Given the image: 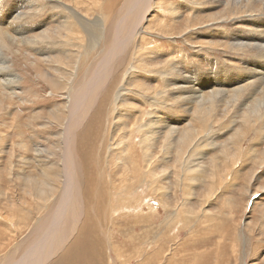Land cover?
<instances>
[{"label":"bare ground","instance_id":"obj_1","mask_svg":"<svg viewBox=\"0 0 264 264\" xmlns=\"http://www.w3.org/2000/svg\"><path fill=\"white\" fill-rule=\"evenodd\" d=\"M47 1L54 5L53 1L61 3L58 13L51 14L45 23L53 24V27L35 32L31 37L28 32L40 29L43 23L28 24V20L34 19L44 7L40 0H21L11 8L13 11L0 3V90L3 91L0 111L4 105L12 104L22 86L14 58L9 60L3 52L5 49L17 57L20 43L31 53L24 58L29 60L28 57L33 56L35 72L43 82L48 83L51 91L68 92L67 106L53 117L48 115L51 121H58L62 131L56 139L49 141V148L36 145L37 173L32 171V175L21 177V191L27 197L24 204L31 201L34 207L32 205L30 210L25 211L23 206H17L20 219L29 220L30 213L35 211L42 214L43 220L39 219L32 230L34 237L25 254L17 260L13 258L15 253L12 250L11 254L9 252L0 257L1 263L47 264L69 245V239L75 232L80 233L83 228L87 231L90 222L95 223L96 215L106 213L105 208L100 211L95 209L100 201V192L92 181L94 164L101 167L97 169L100 175L117 170L118 184L122 186L119 194L129 190V217L145 218L139 214L142 213L138 209L140 200L134 190L147 188L165 208L170 207L166 201L169 188L165 185L168 173L159 169L176 147V183L182 189L184 187L183 196H189L190 182H194L204 170L203 167L200 169L197 161L205 158L203 156L208 153L204 152L217 146V138L228 134L230 124L241 121L240 129L237 128L228 139L229 143L224 144L221 157L211 159V189L199 198L198 211L215 218V214L205 207V199L217 183L224 182L226 174L240 172L241 168H236L234 164L242 158L247 134L254 132L259 137L264 136V0H194L193 3L182 0L175 6L167 0H160L157 6L158 0ZM210 4L215 9L217 4L223 5L222 13L200 20V13ZM157 7L164 11L159 27L155 19L149 18L153 12L156 13ZM185 9H188V15L185 14V21L181 24L179 18ZM238 19L243 26L251 25L253 28L244 27L227 33L210 29L213 25ZM206 28L209 31L204 33ZM153 32L166 35L175 43L186 41L195 49L199 48V52L220 45V49L226 52L248 56L247 59H240L248 65L242 67L228 63L226 65L231 68L243 71L222 70L221 67L211 68L204 74L202 68H194L193 60L190 63V59L175 44L170 49L161 44L156 46L158 42ZM215 34H220L224 40H207L208 35ZM197 36L204 38V43H196ZM177 53H181L183 59L176 62ZM199 55L206 56L203 53ZM180 65L183 70L178 68ZM217 65L213 62L210 66ZM164 102L173 105L176 112L170 113ZM180 109L185 112L183 128L180 126ZM42 125L49 128L48 123ZM216 128H223L225 132L220 134L218 129L214 131ZM19 146L29 152L24 142L21 141ZM14 148L10 158L15 154ZM13 164L9 163L10 170H15ZM24 164L27 163L23 162L19 171L26 169ZM202 164L205 165L204 162ZM245 164H242L243 167ZM84 183L87 184L86 190ZM110 183L114 184V181ZM114 194L110 189L109 206L113 204ZM184 198L187 204L193 196L190 194L189 199ZM172 216H166L164 226L171 228L165 233L162 244L160 241L149 242L151 246L154 242L160 245L154 252L145 250L144 258H150L148 261L185 264V260L177 255L180 248L173 241L176 236L170 235L174 230L170 224L175 222ZM117 221L116 217L103 221L96 219V226L92 225L88 233L93 236L94 226H98V234L103 233L110 248L113 246L110 236Z\"/></svg>","mask_w":264,"mask_h":264},{"label":"rangeland","instance_id":"obj_2","mask_svg":"<svg viewBox=\"0 0 264 264\" xmlns=\"http://www.w3.org/2000/svg\"><path fill=\"white\" fill-rule=\"evenodd\" d=\"M19 1L21 0H0V3L3 5L2 7H6L10 9V11H13L11 8L17 5ZM167 1L171 6H175L179 5L182 0ZM186 1L190 3L194 2V0ZM53 2L55 5L52 4L51 1L40 0V4L44 7H41V11L35 15L36 17L34 16L35 18L33 17L34 19L28 20V24L32 26L43 22L41 25L44 27L42 28L40 26V29L28 32V36L33 35L35 32L37 33L49 29V27H53V24H45L51 14L58 13V6L61 3L57 1ZM159 2L160 0L157 1L156 6ZM210 5H208L209 7L204 12L200 13V20L206 17L209 18L212 15H217L221 10L223 11L221 8H224V6L221 4H217L216 9L212 7L213 5ZM186 11L188 12V9H185V11H183L184 13L182 12L183 16L179 18L181 24L184 23L185 17L188 15ZM22 12H25V10H22ZM150 13L151 12H149V14ZM161 17H164V11L157 7L156 13L153 12L149 18L150 20L155 19L156 26L159 27V19ZM223 23L224 22L213 25L210 29H220L218 31L227 33L244 27L253 28L251 25L243 26V24L239 23V19L227 20V22L225 21V23ZM142 30L144 29L142 28ZM208 31V28H206L204 33ZM153 33V36L158 42L156 46L161 44L170 49L175 44L179 50L183 51L182 54H184L187 59H190V63L193 60L196 65L194 68L198 67L200 70L202 68L204 74H207L206 72L210 71L211 68L243 71V69L237 70L231 68L229 65H226L228 63L235 64L236 66L240 65L242 67L248 65L240 60L241 58L247 59L249 58L248 56H242L239 53L235 54V52H226L222 50V48L220 49V45H213L204 48L203 52H199L197 51L200 50L199 48L195 49L186 41L181 42L178 40L179 42H176V44L173 40H168L166 35L162 36L159 32ZM142 34L144 33L142 32ZM214 39L216 41L218 39L219 42L224 40L220 34L207 36V40ZM195 41L196 43L202 44L205 40L201 36H197ZM20 44V54H16L17 57L15 54L8 53L5 49L3 51L5 56H9V60H11L12 57L14 58L15 70L17 69V74L21 77L22 86L17 90V95L14 97L12 104L4 105L2 111H0V246H3L2 248L0 247V257L9 254V252L11 254L13 250L12 253H15L13 254V258L17 260L25 254L24 252H26V249L32 243L34 237V231L32 230H34L35 225L38 224L39 219L43 220L41 217L42 214L39 215L40 212L35 211H33V214L30 213L31 216L29 220L20 219V212L17 206L21 205L25 208V211H28L34 204V202L31 201L24 204L27 197L25 193L21 191V185L23 184L21 177L26 178L29 174L32 175V171H34L33 174L37 173L35 169L38 168V161L34 151L37 148L36 145L39 144L42 148H49L51 145L49 141L56 139L58 134L62 131V126L59 125L58 121H51L49 116L53 117V115L63 110L68 104L66 96L68 92L63 90L57 93L52 92L48 83L43 82L38 77L36 73L37 69L34 67L35 62L33 61V56H29V60L24 58L26 54L31 55V53L28 52L30 50L22 43ZM201 53L206 56L201 57L199 55ZM182 56L181 53H177L175 61L177 62L183 59ZM234 57L236 58L234 59ZM163 58L166 61L168 60L166 57ZM161 62L164 61L161 60ZM213 62L218 65L211 67L210 65H212ZM11 64L13 65V63ZM178 68L184 69L182 65H180V67L178 66ZM184 74L185 73H182V75ZM1 95H3V91L0 92V97ZM6 95H8V93H6ZM259 95L262 96L261 94ZM256 96L258 97V94ZM256 96H254V98H257ZM164 103V106L168 108L170 113H173V111L176 112V108L173 107V105L169 106L168 102ZM183 112L184 110L180 109V114H182H179V119L182 121L180 124L182 128L185 124V112ZM44 123H48L50 130L46 128L45 125H42ZM239 123H241V121H238L236 124H230L231 127H229V129H231L228 134L217 138V146L209 150V152H204L209 155L206 154V156H203L205 158H200L197 161V163L199 162L198 166L200 169L204 168V170H201L200 176H197L194 182H190L191 187L188 189L190 192L189 196L191 194L193 198H191L189 202L187 201V204H185L184 197L188 198L189 196H183L184 187L182 189L181 185L179 186L178 182L176 183L178 179V173H175L176 147L173 149L171 157L166 159L159 169L160 171H167L168 173L165 177V185L169 188L166 201L167 203L169 202L170 207L165 208L160 199L158 200L157 196L151 194L147 188H136L134 190L135 195L138 196L140 200L138 209L142 211V213L139 214H143L145 218L143 216H130L134 217L135 220L133 218L130 219L128 207L129 190H126L122 195L119 194L122 186L118 184L117 170H109L106 171L105 175H100L97 169H101V167L94 164L92 181L96 189L100 192V201L95 209L97 211H100L102 208L107 210L104 215H96L94 217L95 223L96 219L103 221L109 220L112 217L118 218L117 225L114 227L113 232L110 228L112 232L110 239L113 246L109 248L107 239L103 236V233L100 234L101 236L98 234V226L95 227L96 224L90 222L91 226L89 225L88 229H91L92 225L95 224V232H93L94 234L92 233L95 237L88 233V229L84 231L85 228H83L84 230L81 229L80 233L79 231L77 233L75 232L73 234L74 236L72 235L69 239V245L51 258L47 264H158L156 260H151V263L150 260L148 261L150 258H144L146 253L145 250L149 253L154 252L155 249L162 244L161 241H163L165 233L171 228L165 227L164 222L166 216L172 214L175 218V222L174 225L172 223L170 224L174 229H172L173 233L171 230L170 233L172 234L170 235L176 236L173 241L178 245L177 248H180L177 255L180 256V259L185 260V264H264V136L259 137V135L254 132L247 134L244 145L242 146L244 149L241 152L242 158H238V161L234 164L236 168H241L240 172L235 173L230 171L229 174H226L224 182L222 184L217 183V186L213 187L212 193L205 199L207 202L205 207L215 214V218L205 216L203 212L198 211L201 203L199 198L203 193H207L212 185L210 183L212 174L210 161L213 157H221L220 154L224 144H228V139L236 130L240 129L241 124L239 126ZM5 125L7 127H5ZM217 129L218 128L214 131ZM217 131L221 134L225 132V129L220 128ZM21 141L29 147L27 150L29 152H26V150L23 149L24 147L20 149L21 147L19 144ZM13 148L15 154L10 158V153H12L11 150ZM32 151L34 152L32 153ZM248 151L250 152L248 153ZM33 154H35V156ZM10 162L15 164V170L14 168L13 170L11 169L12 171L9 169L10 167L8 165ZM23 162L27 163L24 164L26 169L24 171H19ZM203 162L205 165L202 164ZM243 163H246L244 167L242 165ZM179 173L184 172L179 171ZM110 181H114V184H111ZM84 186L86 190L87 184L84 183ZM110 189L115 193L111 206L107 203ZM154 214H156V216ZM48 215L45 217H48ZM148 215L150 216L149 219L147 218ZM136 219L139 221H136ZM80 226L81 223L78 226L79 229ZM148 236L149 239L146 240ZM152 240L160 241V244H156L155 242L154 244L152 242V246L154 245L152 247L149 245V242ZM168 245L174 246L172 243ZM0 264H2L1 259Z\"/></svg>","mask_w":264,"mask_h":264}]
</instances>
